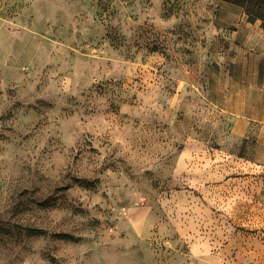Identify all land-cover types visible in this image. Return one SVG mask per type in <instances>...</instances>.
I'll return each mask as SVG.
<instances>
[{
	"label": "rangeland",
	"instance_id": "obj_1",
	"mask_svg": "<svg viewBox=\"0 0 264 264\" xmlns=\"http://www.w3.org/2000/svg\"><path fill=\"white\" fill-rule=\"evenodd\" d=\"M242 17L0 0V264H264V123L208 99Z\"/></svg>",
	"mask_w": 264,
	"mask_h": 264
},
{
	"label": "crops",
	"instance_id": "obj_2",
	"mask_svg": "<svg viewBox=\"0 0 264 264\" xmlns=\"http://www.w3.org/2000/svg\"><path fill=\"white\" fill-rule=\"evenodd\" d=\"M241 22L233 34L238 39L232 58L233 73L226 75L222 66L207 73L210 80L208 99L213 104H217L218 96L234 99L235 106L238 104L239 109H230L229 112L235 115V125L264 123V29L260 27L259 21L249 22L242 17ZM242 91L244 94H241Z\"/></svg>",
	"mask_w": 264,
	"mask_h": 264
},
{
	"label": "trees",
	"instance_id": "obj_3",
	"mask_svg": "<svg viewBox=\"0 0 264 264\" xmlns=\"http://www.w3.org/2000/svg\"><path fill=\"white\" fill-rule=\"evenodd\" d=\"M234 4L243 6L249 22H260L264 29V0H227Z\"/></svg>",
	"mask_w": 264,
	"mask_h": 264
}]
</instances>
